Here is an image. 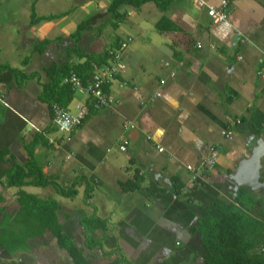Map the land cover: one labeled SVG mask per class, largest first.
<instances>
[{
    "label": "crops",
    "instance_id": "0c3cea01",
    "mask_svg": "<svg viewBox=\"0 0 264 264\" xmlns=\"http://www.w3.org/2000/svg\"><path fill=\"white\" fill-rule=\"evenodd\" d=\"M111 1L0 0V264H75L68 247L83 264H203L193 228L214 202L241 194L264 219L263 190H234L232 178L252 149L264 146V0H234L221 23L195 0H171L164 9L147 0L123 5L125 18L115 26ZM32 5L36 15L55 17L31 23ZM237 31L245 40L233 43ZM127 37L125 69L106 86L118 101L91 110L63 140L47 103L51 93H43L61 75L51 68L101 60ZM87 99L73 91L65 108ZM125 120L135 127L124 129ZM48 138L61 139L55 146ZM213 144L219 158L212 171L189 170L198 171ZM13 163L27 181L40 170L76 194L63 196L51 182L8 185ZM261 163L264 182V154ZM135 173L141 180L131 190ZM175 182L182 183L179 195ZM52 200L65 245L41 229V211Z\"/></svg>",
    "mask_w": 264,
    "mask_h": 264
},
{
    "label": "trees",
    "instance_id": "16d2710c",
    "mask_svg": "<svg viewBox=\"0 0 264 264\" xmlns=\"http://www.w3.org/2000/svg\"><path fill=\"white\" fill-rule=\"evenodd\" d=\"M145 1L147 0H112L108 7L112 15V25L115 26L117 21L125 18V13L119 11L123 5H133L138 8ZM155 2L161 9H164L171 0H155ZM53 17L55 15L47 17L36 15L34 5H32L31 23ZM82 30L83 27L79 25L71 36L75 39L78 38ZM43 42L48 43L49 41L45 40ZM77 55L79 57L84 56L82 53H77ZM106 59L107 52L106 56L101 60H94L91 56H88V59L76 66L65 65L59 69L56 66L52 67L51 69L55 73L57 71L61 75L55 80L52 79V86L47 84L43 88V93L44 90L51 93L50 98L47 99L51 114L53 103L65 107L72 100L73 90L71 84L63 83V79L71 72H75L81 77L83 82H86L92 74L91 62L101 63ZM48 87L49 89H46ZM50 88H53V90H50ZM4 155L5 153H1L0 157ZM7 174L6 183L8 185L32 183L45 186L51 182L57 192L63 196L76 194L75 190L65 189L57 182H53L49 177L42 176L40 170L37 171V176L33 177L34 180L27 181L24 179L27 175L23 166L13 163ZM140 180L141 177L135 173L126 186L131 190L137 189ZM181 188L182 183L175 182L173 193L179 195ZM250 202H252V199L245 201V197L239 194L234 202H214L210 212L200 218L198 226L193 228V230L199 231L205 248L206 257L203 264H264V253L259 249V246L264 244V219L258 218L251 213L252 203ZM56 209H58V205L53 200L51 204L44 205V209L41 211L43 214L41 229H51L57 236L59 244L65 245L62 241L61 225L57 222L55 215ZM48 217L49 220H47ZM68 251L71 253L75 264H83L81 255L76 253L73 247H68Z\"/></svg>",
    "mask_w": 264,
    "mask_h": 264
},
{
    "label": "built area",
    "instance_id": "2783aa9c",
    "mask_svg": "<svg viewBox=\"0 0 264 264\" xmlns=\"http://www.w3.org/2000/svg\"><path fill=\"white\" fill-rule=\"evenodd\" d=\"M234 0H219L217 5L205 3L204 0H195L197 6H205L206 13L215 23L227 22L231 16V5ZM132 37H127L119 41L115 46L107 49V59L104 62L97 63L91 62L92 74L86 82L75 73L71 72L64 78V82L70 83L73 91L81 90L87 96V102L78 106L77 113H71L67 108L62 107L56 103L51 106L52 122L58 132H62L63 140H71V131L81 126L91 110H99L104 107L115 104L118 100L107 89V84L112 81L122 70L125 69L123 61V52L128 47ZM245 39L241 36L240 32H236V39L233 43L243 42ZM213 47V46H212ZM122 86V85H121ZM161 93L158 91L154 93V97H159ZM124 129L134 128L135 124L130 120H125L122 123ZM223 134L229 137L228 132L223 131ZM61 139V138H60ZM48 138V142L58 146L59 140ZM123 143L119 146L121 151L126 149L125 144L127 140L122 139ZM163 148H159L162 150ZM69 158V156H67ZM219 158L218 146L213 144L209 147L207 157L204 159L203 164L194 171L192 167L188 169L201 175L205 172L212 171ZM260 251L264 253V245L260 247Z\"/></svg>",
    "mask_w": 264,
    "mask_h": 264
},
{
    "label": "water",
    "instance_id": "95a60500",
    "mask_svg": "<svg viewBox=\"0 0 264 264\" xmlns=\"http://www.w3.org/2000/svg\"><path fill=\"white\" fill-rule=\"evenodd\" d=\"M264 146L263 143L259 142L256 148L252 149V153L249 157L243 159L238 165L236 171L233 173L232 178L236 182L234 190L238 188V186L246 187L248 190H263L264 194V182L259 181L260 177V168H261V156L264 154L263 152ZM250 167V172L248 175L245 171V166Z\"/></svg>",
    "mask_w": 264,
    "mask_h": 264
},
{
    "label": "rangeland",
    "instance_id": "374dc122",
    "mask_svg": "<svg viewBox=\"0 0 264 264\" xmlns=\"http://www.w3.org/2000/svg\"><path fill=\"white\" fill-rule=\"evenodd\" d=\"M125 39H127V38H125ZM78 103H77V101H76V103L74 102V103H72V105L70 106V112L71 113H77L78 112ZM59 133H61L62 134V132H59Z\"/></svg>",
    "mask_w": 264,
    "mask_h": 264
}]
</instances>
